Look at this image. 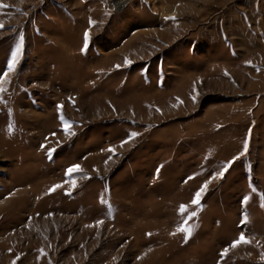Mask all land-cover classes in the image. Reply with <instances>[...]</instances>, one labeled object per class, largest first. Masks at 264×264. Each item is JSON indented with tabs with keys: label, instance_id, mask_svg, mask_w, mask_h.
<instances>
[{
	"label": "rangeland",
	"instance_id": "obj_1",
	"mask_svg": "<svg viewBox=\"0 0 264 264\" xmlns=\"http://www.w3.org/2000/svg\"><path fill=\"white\" fill-rule=\"evenodd\" d=\"M114 1L0 0V264H264V0Z\"/></svg>",
	"mask_w": 264,
	"mask_h": 264
},
{
	"label": "snow or ice",
	"instance_id": "obj_2",
	"mask_svg": "<svg viewBox=\"0 0 264 264\" xmlns=\"http://www.w3.org/2000/svg\"><path fill=\"white\" fill-rule=\"evenodd\" d=\"M0 7H7L6 5H3V4H0ZM91 23H94L92 21H90V24ZM3 28V24L0 23V29ZM88 40H89V34L86 32L85 33V46H84V49L83 50H86L87 49V46H88ZM22 51H23V37L21 36L20 39H19V42L16 44L15 46V51L12 52L11 54V63L8 65V68L10 70H14L15 69V66L22 54ZM126 63H130V61H127L126 60ZM250 63V62H249ZM117 67H119L117 65ZM3 81L0 80V83H2ZM3 89L0 88V92H2ZM193 99H195V97H193ZM0 102H3L2 100H0ZM58 110L60 112V115H59V118L61 120V123L62 125L64 126V131H65V134L66 135H74L75 133L71 132V122H69L68 120H66V118L63 116V112H62V108L63 106L62 105H58ZM139 135L138 133H130V137L134 138L135 136ZM125 143L127 141H124ZM123 146V145H121ZM44 147V146H42ZM247 148H248V144L247 142L244 143V149L243 151L240 153V156L244 155L247 153ZM109 151L111 152H114V149L110 148L108 149ZM55 149H50L49 150V155H51L52 152H54ZM240 156H236L233 158L232 161H229L227 162L224 166H223V169L217 173L218 176L220 177H223L224 173L231 167V165L233 163H235L236 160H238L240 158ZM82 169L80 167V165H74V166H70L67 170H66V175H71V174H75V173H79L81 172ZM212 178H215V177H212ZM189 179H192V177H190ZM208 183H210V180L209 181H206L195 193H194V197H193V200L191 201V203L195 206H198V207H201V210H202V205H201V200H202V197H203V194L206 192L207 190V187H208ZM72 185L73 187L76 186V183L75 181H72ZM62 185H54L50 190H49V194L52 192V191H55L57 188L61 187ZM66 194H70V193H66ZM250 199V197H246L244 198V203H247V201ZM261 207H264V203H261ZM180 211V214L183 215L186 211H187V206L186 205H182L179 209ZM197 215V212H191L188 216H187V219H185L183 221L182 224H180L177 228V231L178 232H181V233H184L185 234V243H187L188 239L191 237L192 235V232H193V228L194 226H191L189 225V221L192 219V217H195ZM248 222V216L247 214L245 213L244 216H243V220H242V225L243 224H246ZM98 223H102V221H99ZM173 235H175L176 233H172ZM150 235V234H149ZM251 241L245 237L244 233L241 232L239 238L235 241L232 242V244L230 245L232 248H235L237 246H239L241 243L243 244H249ZM227 252H228V249H225L222 253V255H227ZM262 259H264V254H262ZM15 264V262H14Z\"/></svg>",
	"mask_w": 264,
	"mask_h": 264
},
{
	"label": "bare ground",
	"instance_id": "obj_3",
	"mask_svg": "<svg viewBox=\"0 0 264 264\" xmlns=\"http://www.w3.org/2000/svg\"><path fill=\"white\" fill-rule=\"evenodd\" d=\"M114 3H115V5L118 6V7H120V6L123 5V1H121V0H115Z\"/></svg>",
	"mask_w": 264,
	"mask_h": 264
}]
</instances>
